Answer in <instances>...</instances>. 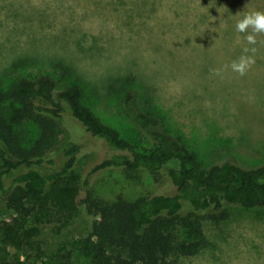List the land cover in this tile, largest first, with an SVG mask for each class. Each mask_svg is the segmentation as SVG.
Masks as SVG:
<instances>
[{
    "label": "rangeland",
    "instance_id": "obj_1",
    "mask_svg": "<svg viewBox=\"0 0 264 264\" xmlns=\"http://www.w3.org/2000/svg\"><path fill=\"white\" fill-rule=\"evenodd\" d=\"M253 10L264 11V0H0V122L12 126L4 96L12 79L46 73L61 86L79 85L82 101L125 140L144 136L124 106L132 89L138 106L162 116L204 165L262 164L264 45L244 76L231 69L252 47L235 26ZM75 136L85 150L76 167L82 177L106 148L81 130ZM48 157L60 169L61 145ZM90 178L109 200L156 189L146 172L113 168ZM80 185L65 182L59 203L39 200L30 215L0 199V264H92L95 217ZM223 212L203 220L207 243L198 253L170 264H264V208L226 204Z\"/></svg>",
    "mask_w": 264,
    "mask_h": 264
},
{
    "label": "trees",
    "instance_id": "obj_2",
    "mask_svg": "<svg viewBox=\"0 0 264 264\" xmlns=\"http://www.w3.org/2000/svg\"><path fill=\"white\" fill-rule=\"evenodd\" d=\"M4 96L15 127L0 122V199L30 215L39 200L59 203L65 182L81 184L85 210L95 217L87 235L92 264H170L206 245L202 222L225 217L226 204L264 208V163L243 167L226 159L204 165L165 129L162 116L138 106L132 89L123 102L143 132L137 142L102 122L82 101L79 85L61 86L49 74L16 76ZM75 130L102 140L106 148L82 177L76 167L85 150ZM60 145L61 166L55 170L56 160L48 154ZM113 168L146 172L155 191L114 200L98 195L90 176Z\"/></svg>",
    "mask_w": 264,
    "mask_h": 264
},
{
    "label": "clouds",
    "instance_id": "obj_3",
    "mask_svg": "<svg viewBox=\"0 0 264 264\" xmlns=\"http://www.w3.org/2000/svg\"><path fill=\"white\" fill-rule=\"evenodd\" d=\"M235 27L237 32L246 34L244 39L248 45L252 46L245 47L239 59L231 63L232 71L244 76L255 64L256 45H264V40H258L259 36H264V11L253 10L244 13L242 19L237 21ZM211 71L214 75L221 74L220 69Z\"/></svg>",
    "mask_w": 264,
    "mask_h": 264
}]
</instances>
